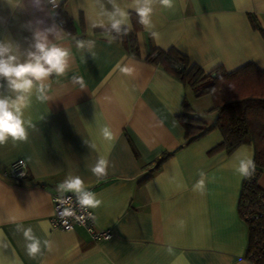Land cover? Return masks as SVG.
<instances>
[{
  "label": "crops",
  "instance_id": "obj_1",
  "mask_svg": "<svg viewBox=\"0 0 264 264\" xmlns=\"http://www.w3.org/2000/svg\"><path fill=\"white\" fill-rule=\"evenodd\" d=\"M61 4L75 32L63 28L57 43L70 49L74 62L65 76L51 78L50 100L40 103L32 96L25 115L36 128L29 129L28 141L0 146V264H254L245 256L248 227L237 208L243 179L237 170L241 159L253 156L252 145L209 152L221 140L217 129L185 143L177 115L184 99L194 114L203 99L145 57L151 47H174L205 71L217 66L232 71L248 62L264 68V36L249 19L253 14L264 29V0H174L173 9L157 4L152 15L157 38L132 12L137 56L120 38L110 42L99 28L89 32L95 17L91 0ZM22 5L0 0V39L27 47V22L51 21L29 0ZM77 39L94 40L92 53L78 50ZM73 75L84 77V89L72 84ZM105 125L114 140L103 137ZM164 153L168 158L142 181ZM98 157L108 161L101 179L91 172ZM18 159L27 172L21 182L3 175ZM69 174L81 176L86 191L102 201L90 211L96 228L108 229L110 237L92 239L81 226L52 227V194H60L56 186ZM201 179L203 192L193 188ZM258 185L264 189V169ZM17 225L49 239L51 250L28 257Z\"/></svg>",
  "mask_w": 264,
  "mask_h": 264
},
{
  "label": "clouds",
  "instance_id": "obj_2",
  "mask_svg": "<svg viewBox=\"0 0 264 264\" xmlns=\"http://www.w3.org/2000/svg\"><path fill=\"white\" fill-rule=\"evenodd\" d=\"M7 2L14 6H23L22 0H7ZM29 3L36 11L45 13L51 23H46L43 18L28 21L25 27L31 32V37L25 38L27 47H23L20 42L11 38L0 39V146L7 144L9 140L14 145L28 141L29 129L36 128L31 117L25 115V111L32 104V96L35 95L36 101L40 103L50 100L51 78L65 76L74 62L70 49L57 43L64 33L63 21H58L59 13L56 11L61 5V0H29ZM91 4L95 9V17L90 18L88 30L91 33L94 29H101L110 42L118 36L127 35L132 30V12L138 17V23L149 31L153 38H157L158 33L152 30L155 5L158 4L165 9L174 8V0H131L130 4H125L123 0H91ZM80 7L84 8L85 5L81 4ZM75 46L80 51L87 49L89 53H92L95 41L77 39ZM117 67L123 74H131L132 70L129 67L119 65ZM71 82L81 89L86 87L83 76L73 75ZM102 134L106 140H114L115 134L110 126L105 125L102 128ZM107 164L106 159L98 157L91 167V172L97 179L107 176ZM250 167L253 171L255 170L254 160L248 154L240 160L237 171L240 176L248 177L252 174L249 172ZM193 188L203 192L205 181L198 180ZM86 189L84 179L72 174L56 186V192L60 193L56 199L62 208L59 210V216L67 228H71L66 219L69 217L78 222L85 220L84 214L88 218L95 219L88 209L98 208L102 201L94 192L86 191ZM66 193L76 194L75 202L82 210L81 215H77L76 208L63 206L72 199L68 197L66 200L64 198ZM43 223L47 222H42V226ZM16 231L23 235L28 257L35 259L42 254V249L51 250V241L41 240L31 226L17 225ZM5 247H7L6 244Z\"/></svg>",
  "mask_w": 264,
  "mask_h": 264
},
{
  "label": "trees",
  "instance_id": "obj_3",
  "mask_svg": "<svg viewBox=\"0 0 264 264\" xmlns=\"http://www.w3.org/2000/svg\"><path fill=\"white\" fill-rule=\"evenodd\" d=\"M56 11L59 13L58 21H63L62 27L74 34L73 20L65 12L63 5ZM249 19L253 28L264 36V29L256 17L249 14ZM136 33L137 30H132L127 35L116 38H120L123 47L135 56L138 55ZM145 60L161 65L189 87L196 98L205 95L212 98L213 104L208 111L215 113V118L209 124L195 115L184 99L182 111L177 118L184 130L185 143L217 129L221 140L209 152L224 150L231 153L240 145H252L255 170L250 167L249 172L252 174L242 179L237 208L248 227L245 256L254 264H264V189L258 185V178L264 169V68L248 62L232 71H227L222 66L205 71L174 47H151ZM168 156L169 153H164L142 181L147 180Z\"/></svg>",
  "mask_w": 264,
  "mask_h": 264
},
{
  "label": "built area",
  "instance_id": "obj_4",
  "mask_svg": "<svg viewBox=\"0 0 264 264\" xmlns=\"http://www.w3.org/2000/svg\"><path fill=\"white\" fill-rule=\"evenodd\" d=\"M3 175L9 177L10 179L16 182L23 181L27 177L25 162L22 159H18L14 161L13 163H11L10 165L6 167V169L3 171ZM58 196H60V194H52L53 214L51 217V225L53 228L61 229L64 231H71L76 226H81L89 233L92 239L107 238L111 236V232L108 229L96 228L94 224V220L91 218H88L86 214H84L86 218L82 222H78L77 220L71 217L66 218L68 221V224L71 225V228H67L59 216V210H62V208L57 202L56 198ZM68 197L72 198L71 201L63 206H70V207L76 208L77 215H81L82 210L77 207L76 202H75L76 194L66 193L64 198L67 200ZM88 212H91L90 209H88Z\"/></svg>",
  "mask_w": 264,
  "mask_h": 264
},
{
  "label": "rangeland",
  "instance_id": "obj_5",
  "mask_svg": "<svg viewBox=\"0 0 264 264\" xmlns=\"http://www.w3.org/2000/svg\"><path fill=\"white\" fill-rule=\"evenodd\" d=\"M201 99H203V100H200V102L198 104L199 105L198 110L197 111L195 110V114L200 116V117L213 118V120H214L215 113L208 111V109L210 107L209 108L204 107V106H206V104H209L210 106H212V104H213L212 98L209 95H205V96H202ZM213 114H214V116H213Z\"/></svg>",
  "mask_w": 264,
  "mask_h": 264
}]
</instances>
